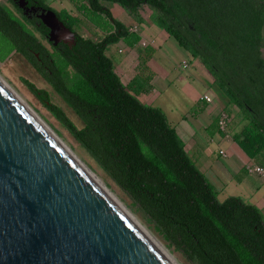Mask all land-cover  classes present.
<instances>
[{"label":"trees","instance_id":"1","mask_svg":"<svg viewBox=\"0 0 264 264\" xmlns=\"http://www.w3.org/2000/svg\"><path fill=\"white\" fill-rule=\"evenodd\" d=\"M26 1L53 10L74 32L75 44L48 41L50 51L27 24L45 38L48 29L9 0L20 17L0 4V57L21 55L81 126L45 89L25 80L29 91L191 264H264V214L239 196L219 201L163 110L132 93L135 80L122 84L105 49L120 39L138 49L140 35L103 4L117 3L132 17L142 5L153 11L155 24L199 58L229 103L245 113L249 123L233 141L255 158L264 147V0H72L77 12L102 29L98 39L78 34L73 28L78 21L65 9ZM68 67L76 75L70 84L64 77Z\"/></svg>","mask_w":264,"mask_h":264},{"label":"water","instance_id":"2","mask_svg":"<svg viewBox=\"0 0 264 264\" xmlns=\"http://www.w3.org/2000/svg\"><path fill=\"white\" fill-rule=\"evenodd\" d=\"M13 1L75 44L53 10ZM0 264H169L1 84Z\"/></svg>","mask_w":264,"mask_h":264},{"label":"rangeland","instance_id":"3","mask_svg":"<svg viewBox=\"0 0 264 264\" xmlns=\"http://www.w3.org/2000/svg\"><path fill=\"white\" fill-rule=\"evenodd\" d=\"M44 1L56 11H61L62 9L70 10L73 7L74 11L72 10L69 14L78 21L73 27L78 34L93 39H98L104 34L101 28L91 23L82 13L76 11L72 0ZM0 4L8 7L16 16L20 17L19 13L14 10L9 0H0ZM103 4L110 9L112 15L116 19L127 25L130 30L132 29L141 33L143 36V39L139 42L140 49H137L140 53L139 59L143 67H140L137 70L138 76L136 77L134 84L138 85L143 83L144 81H147L149 76L152 75L151 78H153V76L156 75L153 82L155 92L149 94L150 99L149 101H146L147 105L161 108L163 112L168 115L169 121L174 122L177 116L191 108L193 103L191 92H198V94L202 95L207 91L212 99V103H209V105L212 106V104L215 105L217 103V97L220 95L219 92L213 89H208L205 77L202 74L204 71L207 76L209 74L208 70L198 59H193L194 57L188 51L179 46L174 38L170 36L163 37L166 33L155 24V15L147 5H142L138 10V16L132 17L117 3L103 2ZM27 26L34 31L35 35L40 39L43 45L52 51L48 40L35 31L32 25L27 24ZM128 47L129 45L126 44L123 39L107 45L105 54L113 61L114 71H117V63L125 54L118 53L117 50L119 48L127 49ZM133 51L135 50L133 49ZM261 51L262 56L264 57V45L261 48ZM132 59L134 62V58ZM132 59L129 57L130 61H132ZM183 60L187 62L186 67L182 64ZM64 77L66 82L70 84L76 78V75L73 70L68 67L64 72ZM0 79L29 106H31L40 118H42L43 121H45L56 133L62 143L70 149L74 156L86 165L131 212L141 225L160 241L178 264H191L184 255L169 244L168 241H166L162 235L154 229L152 223L138 209V207L133 204L128 195L112 182L87 152L74 140L66 126L57 119L53 113L45 108L29 91L24 82L25 80L30 81L38 88L45 89L48 92L51 102L56 104L75 126H81V122L74 112L21 55L13 52L5 57H0ZM140 100L142 101V99ZM223 112L227 116L223 129L213 123L211 127L202 130L204 137L207 135L213 136L215 157L219 156L217 154L218 149H223L229 156V144L231 145L230 141H233V134L239 132L243 126L248 125L249 123L248 119L245 117V113L234 104H227ZM219 158L222 159L221 156ZM254 160L257 163L264 165V147L258 155L253 158V161ZM237 175L240 178L238 177L239 180L236 178V180H234L235 183L238 184L239 195L236 196H239L245 202L254 205L256 200L264 198V180H262L261 177L254 173H247L246 170H241ZM209 183L211 184V182ZM211 186L213 187L219 201H223L229 197L228 195H225V193H217L214 188L215 186L212 184ZM260 210L264 214V208Z\"/></svg>","mask_w":264,"mask_h":264},{"label":"crops","instance_id":"4","mask_svg":"<svg viewBox=\"0 0 264 264\" xmlns=\"http://www.w3.org/2000/svg\"><path fill=\"white\" fill-rule=\"evenodd\" d=\"M72 10L74 11L73 7L72 9L66 11L72 12ZM138 34L140 35L141 41L143 36L141 33ZM167 36L168 35L165 34L163 37L165 38ZM133 49L135 51H133ZM138 49L140 48L138 47ZM117 51L118 53L125 54L122 56L123 58L121 57L119 59V62L117 63V71H115V73L119 76L123 85L129 86L138 76L137 70L139 69L138 65L140 63V53L136 48L131 46L127 49L119 48ZM129 57H131V59L134 58L135 61L133 62V59L130 61ZM193 59L199 60V58L195 57ZM182 64L185 67L187 66V62L184 60ZM202 74L205 77L208 89H213L219 92L220 95L217 97V103L215 105L212 104V106L209 105V103H212V99L207 91L202 95L198 94V92H191L193 103L189 110L182 112V114L175 118L174 122H170L168 115H165L170 125L175 129L178 136L184 142L186 153L194 161L199 170L206 176L209 182L215 186L214 188L217 193H225V195L228 196H236L239 195L238 184L234 181L239 177L237 174L240 173L241 170H246L247 173H250L248 172L247 167L261 164L257 163L255 160L253 161V158H249L234 141H230L231 145L229 144V156L223 149H218L217 154L219 156L215 157L213 136L207 135L204 137L202 130L211 127L213 123L217 125L219 114L224 111L227 104L231 103H229L226 95L213 82L210 73L206 76V72L204 73L203 71ZM155 76L156 75H154L153 78H150L148 82L132 86V93L139 100L142 99V101H140L145 104L146 101H149L150 99L149 94L155 92L153 84ZM204 95L209 98L208 101L204 98ZM219 151H222L223 154H220ZM220 156L222 159L219 158ZM262 180H264V178H262ZM255 205L260 209L264 208V198L256 200Z\"/></svg>","mask_w":264,"mask_h":264},{"label":"bare ground","instance_id":"5","mask_svg":"<svg viewBox=\"0 0 264 264\" xmlns=\"http://www.w3.org/2000/svg\"><path fill=\"white\" fill-rule=\"evenodd\" d=\"M0 84L12 95V97L29 113L35 120L40 124L41 127L63 148L74 160L75 162L85 171V173L90 177V179L97 185V187L109 197L113 204L122 211V213L129 219V221L134 225V227L142 234V236L157 250L160 255L169 264H178L169 254L168 250L160 243V241L152 235L141 223L131 214V212L117 199L116 196L103 184V182L97 178V176L84 165L70 149L62 143L58 138L56 133L50 128V126L43 121L42 118L29 106L20 96H18L9 86H7L1 79Z\"/></svg>","mask_w":264,"mask_h":264},{"label":"built area","instance_id":"6","mask_svg":"<svg viewBox=\"0 0 264 264\" xmlns=\"http://www.w3.org/2000/svg\"><path fill=\"white\" fill-rule=\"evenodd\" d=\"M204 98L207 101L209 100V98L205 95H204ZM226 119H227L226 114L224 112H221L219 114V127L221 129H223V126L226 123ZM219 152H220V154H223L222 151H219ZM247 170L250 173H254V174L258 175L259 177L264 178V165H252V166L247 167Z\"/></svg>","mask_w":264,"mask_h":264},{"label":"flooded vegetation","instance_id":"7","mask_svg":"<svg viewBox=\"0 0 264 264\" xmlns=\"http://www.w3.org/2000/svg\"><path fill=\"white\" fill-rule=\"evenodd\" d=\"M32 17H35V16H32ZM32 17H31V18H32ZM35 18H36V17H35ZM36 19H37V18H36ZM38 20H39V19H38ZM39 21H40V20H39ZM40 23H41V22H40ZM46 39H47V38H46ZM263 59H264V57H263Z\"/></svg>","mask_w":264,"mask_h":264}]
</instances>
